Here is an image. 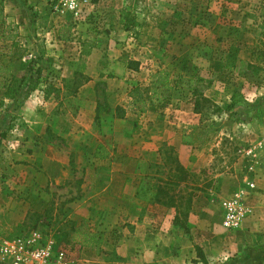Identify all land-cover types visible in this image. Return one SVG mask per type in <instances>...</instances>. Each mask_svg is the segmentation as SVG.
<instances>
[{
	"label": "rangeland",
	"instance_id": "obj_1",
	"mask_svg": "<svg viewBox=\"0 0 264 264\" xmlns=\"http://www.w3.org/2000/svg\"><path fill=\"white\" fill-rule=\"evenodd\" d=\"M17 1L26 34L7 17L16 46L0 41V63L36 88L26 98L0 88V243L37 231L70 264H264V0H88L77 19L48 0ZM123 9L138 25L123 28ZM157 71L171 84L192 78V89L153 99ZM169 148L194 174L187 189L200 187L187 232L174 208L96 199L107 178L164 179ZM225 199L242 210L233 228ZM101 207L120 215L102 218ZM137 214L154 248L129 236ZM85 233H100L99 245H84Z\"/></svg>",
	"mask_w": 264,
	"mask_h": 264
},
{
	"label": "trees",
	"instance_id": "obj_2",
	"mask_svg": "<svg viewBox=\"0 0 264 264\" xmlns=\"http://www.w3.org/2000/svg\"><path fill=\"white\" fill-rule=\"evenodd\" d=\"M4 2L5 0H0V41L6 39L11 40L10 47L16 46V35H17V25L11 21H7L8 15L4 13ZM120 23L125 30L129 29L131 26L138 25L136 17L128 10L120 11ZM35 74H39V70L35 71ZM29 82H24V75H14L11 71L10 66L7 63H0V88H4V95L13 98L20 91H24V98H26L29 92L36 88V84ZM169 73L157 71L153 75L151 91L153 92V99L160 101L164 98L161 96L163 90L170 91L173 87L175 88H190L192 89V78L189 77H178L174 84L170 83ZM24 84V86H23ZM161 89V90H160ZM136 93V91H135ZM239 94L235 93L232 96V103L238 101ZM141 101V93H137V98L132 100V104ZM120 111L119 107L115 108ZM144 108L142 107L141 110ZM194 111L197 112V104L194 105ZM6 136V133L0 132V142ZM193 137L190 134H182V143L191 144ZM198 139V137H196ZM172 149L169 148L164 150V155L166 156L165 162H169V168L165 174V178H157V183H153L154 179L152 176H143L142 179L136 185V197L145 203H156L168 208L175 209V215L173 217V224L182 228L187 232V219L189 211L192 206L193 197L196 195L195 189H200L198 186H191L188 190V182L192 180L194 176L193 173L188 171L177 159V157L171 154ZM173 153V152H172ZM183 184V187L181 186ZM85 243L84 245L88 247H97L101 241L100 233H85ZM196 249L199 248L196 246ZM203 258L202 254L199 256Z\"/></svg>",
	"mask_w": 264,
	"mask_h": 264
},
{
	"label": "built area",
	"instance_id": "obj_3",
	"mask_svg": "<svg viewBox=\"0 0 264 264\" xmlns=\"http://www.w3.org/2000/svg\"><path fill=\"white\" fill-rule=\"evenodd\" d=\"M55 12L68 14L77 19L85 12L88 0H48ZM251 188L254 183H250ZM222 223L233 228L242 214L235 199H225L222 204ZM40 233L7 237L0 243V257L4 264H70V253L63 247L45 243Z\"/></svg>",
	"mask_w": 264,
	"mask_h": 264
},
{
	"label": "crops",
	"instance_id": "obj_4",
	"mask_svg": "<svg viewBox=\"0 0 264 264\" xmlns=\"http://www.w3.org/2000/svg\"><path fill=\"white\" fill-rule=\"evenodd\" d=\"M4 13L8 15V18L11 19V21L13 20L14 23L19 24V33L20 34H26V28L25 26V16H26V12L24 11V8L22 7V4L20 2H15V0H5L4 2ZM10 21V20H9ZM23 21V22H22ZM126 176L122 179H120L119 177L117 178H107V180H102L101 183L99 184V192L97 193V198L96 199H103L104 196H106L112 203L113 205H116L115 203H124L126 205H136L139 204V199L136 197L135 191H136V185H132L129 184V182H127L126 180ZM120 181V182H119ZM118 184V191L117 192H113V187L114 185ZM101 211V216L103 218V216L105 217H109V219L111 217H119L120 214H116L113 212H110V210L105 209L104 207L102 208ZM110 209V208H109ZM135 213V212H134ZM134 216V215H133ZM132 217V215H131ZM141 217V216H139ZM135 215V218H137V223L135 222V226H131V229H133V232L129 233V236H132V234H134L133 240H134V244H137L136 246L141 247V244H143L142 247H147V246H152L154 248V245L150 242L152 240L153 237H151L150 233H151V229L147 230L148 227L145 225L144 228H141V222L142 220ZM147 228V229H145ZM151 230V231H150ZM141 231H145L147 232L145 237L142 240H138L139 238V233ZM141 239V238H139ZM142 243H141V242ZM155 253V252H154ZM156 254V253H155ZM245 257V254H244Z\"/></svg>",
	"mask_w": 264,
	"mask_h": 264
}]
</instances>
